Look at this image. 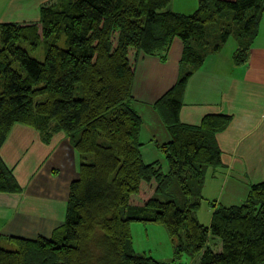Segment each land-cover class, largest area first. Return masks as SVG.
Returning <instances> with one entry per match:
<instances>
[{
	"label": "trees",
	"instance_id": "16d2710c",
	"mask_svg": "<svg viewBox=\"0 0 264 264\" xmlns=\"http://www.w3.org/2000/svg\"><path fill=\"white\" fill-rule=\"evenodd\" d=\"M170 4L56 0L40 8L38 24L0 23V148L21 124L45 143L63 132L79 155L63 224L50 238L0 235L16 247H0V264H175L133 253L131 222L164 226L175 260L198 255L194 264H264V182L251 184L240 205L213 203L209 225L195 217L205 174L221 166L215 135L231 116L205 115L197 126L179 120L188 79L230 37L232 65L247 61L264 0H197L190 15ZM175 38L183 44L179 76L154 104L170 136L157 146L165 173L159 162L142 161L132 87L139 55L164 61ZM39 46L42 61L31 55ZM171 185L180 206L167 193ZM19 191L0 158V192ZM211 239L219 251L208 246Z\"/></svg>",
	"mask_w": 264,
	"mask_h": 264
},
{
	"label": "crops",
	"instance_id": "0c3cea01",
	"mask_svg": "<svg viewBox=\"0 0 264 264\" xmlns=\"http://www.w3.org/2000/svg\"><path fill=\"white\" fill-rule=\"evenodd\" d=\"M51 1L8 0L12 14L6 17L21 22L18 25L36 22L39 7ZM178 1L182 0H171L169 9L187 13L174 9ZM185 1L189 3L177 5H187L191 12L197 0ZM182 48L175 38L164 61L139 55L132 87L133 107L141 119L142 161L159 162L165 173L167 164L157 146L169 142L170 136L154 104L176 83ZM222 54L208 57L188 79L179 120L197 126L205 115L231 116L227 128L215 135L221 166L207 171L220 181L215 204L229 207L245 200L251 184L264 182V11L247 61L233 66L231 55ZM0 158L20 187L17 193L0 192V235L50 238L64 222L69 186L78 176L79 155L69 137L58 132L45 143L37 130L15 124L0 148Z\"/></svg>",
	"mask_w": 264,
	"mask_h": 264
},
{
	"label": "rangeland",
	"instance_id": "374dc122",
	"mask_svg": "<svg viewBox=\"0 0 264 264\" xmlns=\"http://www.w3.org/2000/svg\"><path fill=\"white\" fill-rule=\"evenodd\" d=\"M55 1L56 0L41 5L38 10V16H39L40 8L42 6L51 5L55 3ZM7 2L8 0H0V23H14L17 25L21 24V22L19 21L13 19L11 20L6 17V15L12 14L6 5ZM178 3H189V2L188 1L184 2V0H182L181 2L178 1L177 4ZM177 4H174V9L177 11L180 10L183 12H187L185 13L187 15L188 14L190 15L197 7L196 4V7L191 12H188L189 10H187L188 7L187 5H177ZM170 6L172 7L173 5L170 4ZM170 6H168L167 9H169ZM38 22L39 19L36 22H28V23H24L23 25L38 24ZM59 45L61 47H64L62 43H60ZM233 47L235 50L236 41L233 37H230L220 53H223L222 55L230 56L232 54L231 51ZM31 55L38 61H42L43 60L42 46H39V48ZM207 174L208 172L204 176L203 184L200 190L201 205L199 210L195 212L196 219L204 225H208L210 223L211 213L213 210L212 204L215 203L216 201L215 195L217 197V193L220 189V181L210 178ZM167 193L169 194L171 199H175L177 201L178 206L181 205V195L176 186L171 185L168 188ZM181 235H182V231H181ZM130 241H131L132 251L136 255H146L154 260L165 261L169 263L172 260H174L175 264L198 263V255L196 256L182 255L179 258V260L178 259L175 260L173 257L174 252H173V244L171 242V239L167 234L164 226L159 224L131 222ZM207 244L208 246L212 247L215 251H219L220 246L218 240L211 239ZM0 247L6 250H14L16 248L13 244L9 243L4 238H0Z\"/></svg>",
	"mask_w": 264,
	"mask_h": 264
}]
</instances>
